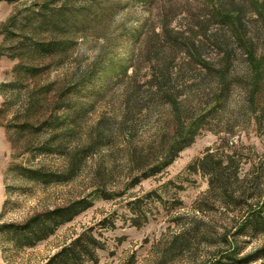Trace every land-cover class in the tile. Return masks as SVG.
<instances>
[{
  "label": "rangeland",
  "instance_id": "obj_1",
  "mask_svg": "<svg viewBox=\"0 0 264 264\" xmlns=\"http://www.w3.org/2000/svg\"><path fill=\"white\" fill-rule=\"evenodd\" d=\"M166 1L110 0L112 8L89 29L66 32L53 30L51 19L80 23L88 12L86 0H0V224L80 199L91 203L33 248L8 252L6 258L0 248V264H42L84 232L104 245L96 251L97 262L87 264L227 263L229 254L243 258L264 245V233L254 235L249 229L233 237L242 220H233L236 213L231 208L214 200L202 212L197 208L205 200L209 181L191 167L208 150L223 159L234 154L242 177L264 187V120L258 124L259 110L238 111L243 102L240 91L234 90L226 107L199 126L194 140L170 164L154 172L160 159L150 165L130 163L132 152L154 154L174 132L171 109L162 101L133 112L124 134L117 129L125 61L144 24L159 21ZM175 1L192 10L202 3ZM46 43L63 47L43 50ZM34 69L38 71L32 74ZM112 82L111 89L97 96L102 85ZM68 90L65 100L72 108L91 107L65 136L59 130L66 125L55 130L49 125L54 117L59 123L67 119L61 95ZM193 94L184 103L186 123L198 105ZM259 105L264 107V93ZM53 136L63 140L65 151H40ZM100 136L103 142L88 149ZM68 165L74 166L73 174L62 183L43 184L20 172L60 175Z\"/></svg>",
  "mask_w": 264,
  "mask_h": 264
},
{
  "label": "trees",
  "instance_id": "obj_2",
  "mask_svg": "<svg viewBox=\"0 0 264 264\" xmlns=\"http://www.w3.org/2000/svg\"><path fill=\"white\" fill-rule=\"evenodd\" d=\"M166 2L168 5L158 17L159 21L156 24L151 21L144 24L134 40L132 54L125 61L121 75V121L117 128L121 134L129 130L127 121L132 120L133 112L141 110L146 103L162 101L168 105L175 121L172 136L154 154L131 153L132 165H150L160 159L154 172L159 170V165L170 164L194 140L199 126L226 107L234 90L242 94L243 102L238 111L244 113L249 109L252 114H256L259 110L260 114L256 117L258 124L264 120V107H257L258 97L264 93V0H202L195 10L189 9L187 5L181 7L179 1ZM86 3L89 5L88 12L80 23L70 20L61 23V19L54 17L50 21L53 30H87L112 8L110 0H86ZM91 6L97 8V11H90ZM98 8L102 10L101 13ZM183 14L186 16L181 17L180 22L173 23ZM50 46L63 47L62 44L46 43L42 48L48 50ZM46 47L48 48L45 49ZM37 71L34 69L31 73L35 74ZM113 85L114 82L102 85L97 96L106 93ZM67 92L70 90L61 95L67 119L59 123L58 117H54L49 125L54 130L59 129L61 124L66 125V128L60 127L59 130L65 136L74 132L91 107L86 105L75 110L71 104L66 103ZM191 94L194 98H199L198 105L196 112L191 114L190 122L186 123L189 114L185 111L184 103ZM209 106L211 107L201 115L204 108ZM103 140L104 137L100 136L89 142L87 148L92 149ZM40 151L63 153L65 145L63 140L53 136ZM193 167L209 181L205 200L197 207L199 211H204V208L209 207V201L214 200L220 207L231 208L236 213L233 220H242L233 237L245 229H249L254 235L264 233V187L259 186L257 181L242 177L240 161L234 154L226 155L223 159L208 150L191 168ZM73 169V165H68L66 172L60 175L41 170L20 169V172L30 180L50 184L66 181L73 174ZM6 206L7 203L4 208ZM90 206L88 200L80 199L34 213L20 222L0 224L2 254L6 258L8 252L19 254L35 247ZM226 235L224 231L223 241L228 244ZM178 237L176 235L174 238ZM103 247V243L93 234L84 232L72 238L68 244H62L42 264L96 263V251ZM234 254L226 256L227 263L216 261L214 264H249L256 260H260L259 264H264V245L254 254L243 258L235 259Z\"/></svg>",
  "mask_w": 264,
  "mask_h": 264
}]
</instances>
